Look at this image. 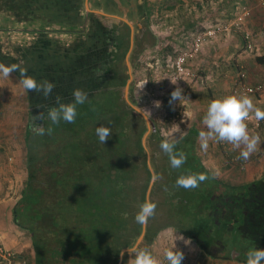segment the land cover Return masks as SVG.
I'll use <instances>...</instances> for the list:
<instances>
[{"label": "trees", "instance_id": "16d2710c", "mask_svg": "<svg viewBox=\"0 0 264 264\" xmlns=\"http://www.w3.org/2000/svg\"><path fill=\"white\" fill-rule=\"evenodd\" d=\"M10 1L18 2V8L25 3L24 0H6L5 3ZM229 2L233 9L230 17L233 18L238 3L236 0ZM144 5L149 27L152 9L148 0H144ZM186 23L187 29L195 25L194 22ZM142 49L134 53L131 61L134 67ZM0 57L19 64L17 59ZM258 60L264 63V56ZM120 63L115 65L120 76L118 80L104 85V92L88 93L87 101L77 105L74 123L61 120L54 125L47 120L44 123L37 121L45 128L44 135L34 131L33 116L56 106V98L45 100L43 95L27 91L33 106L25 130L27 178L19 192L14 217L16 224L31 235L36 264H118L120 251L132 246L141 234L142 225L136 223L134 217L137 205L146 198L151 180L147 153L142 144L147 124L142 116L133 113L123 97L129 75L125 72L127 67ZM134 92L133 82L129 96L137 104ZM72 101L73 97L62 99L64 103ZM168 106L167 120L173 114L172 107ZM155 123L157 128L151 131L147 140L151 162L158 175L150 195L157 208L148 220L140 246L151 249L164 226L160 217L173 209L174 213L180 214L174 227L201 241L202 247L217 259L231 258L235 250L241 253L239 259L246 262L250 248L264 249V177L251 183L233 184L214 176L198 153L199 131L190 129L173 139L166 137L160 124ZM101 124L110 127L112 132L105 144L99 142L95 133ZM49 127L52 128L50 134L47 132ZM164 139L175 142L176 151L186 154V163L180 169L171 168L169 157L161 150L160 143ZM183 170L205 173L209 178L195 189L177 187L176 179ZM94 175L99 176L94 183L97 179L101 182L109 178L106 193L110 194L104 197L101 188L93 189L90 179ZM129 191L135 195L130 197ZM70 201L76 202L77 206L74 213L76 226L71 222L73 230L58 224L56 216L59 215L54 208L58 202L67 205ZM132 201L134 204H130ZM72 204L69 203L67 211ZM125 212L127 219L121 215Z\"/></svg>", "mask_w": 264, "mask_h": 264}, {"label": "rangeland", "instance_id": "374dc122", "mask_svg": "<svg viewBox=\"0 0 264 264\" xmlns=\"http://www.w3.org/2000/svg\"><path fill=\"white\" fill-rule=\"evenodd\" d=\"M0 1V5L3 6L0 10H8L6 9L7 4L16 8L13 1L6 3V0ZM48 3L49 1L46 2L47 5ZM148 3L152 9L151 23L148 27L150 34L144 49L138 56L136 67L131 63L132 83H135L134 97L138 102L136 105L160 124L162 133L168 138L180 137L190 129L199 132L201 130L207 131L206 126L202 123V118L209 103L214 98L231 95L234 88L232 85L234 76H231L233 74L231 59L234 57L235 50L231 48L230 40L236 36L243 37L244 31H251L257 27L262 19L251 18V16L254 15L255 9L260 14H264V9H259L260 6L251 3L253 13L251 9H248L250 10L248 16L251 21L247 22L245 18L236 27L232 23L233 21L237 22V16L243 14L244 9L243 7L242 10L235 8L236 16L233 17L234 19L231 18L232 3L229 0H148ZM19 9L22 10V8ZM186 21L194 22V27L187 29ZM15 25L16 28L12 27L9 20L0 17V55L17 59L19 62L25 59L27 63L29 60L35 63L38 60L35 50L39 46L36 34L26 30V24L20 23V21ZM225 25L228 26V30L224 29ZM261 30H263V34L253 33L255 38L256 36L262 38L264 28ZM199 34L204 35L205 39L201 50L186 64L190 73H180L176 70L175 61L182 53H191L194 41ZM58 37L60 38L61 34L52 31L48 33L47 39H51L52 43L58 41L59 44L61 43L60 40H56ZM73 37L76 40L77 35ZM63 39L61 38V40ZM0 62L6 66L14 64L12 61L2 60L1 57ZM19 81L20 77L15 72L9 77H4L0 73V121L1 119L4 120L0 122V169L4 171L9 169L7 173L0 176V179L3 180L2 183L9 184V181L5 180L4 177H10L12 170L15 172L13 182L15 183L14 192L16 196H19L27 178L25 130L31 110L28 92ZM171 81H177V84L174 85ZM177 85L183 89L184 98L181 101L170 103L171 93ZM168 105L173 109V114L169 116V120L166 118ZM13 120L15 121L14 124L11 122ZM5 123L9 125L4 126ZM76 143L78 142L76 141ZM219 144L220 142L215 139L209 140V152L206 153L208 159L206 162L216 172H218V160L221 158L222 151V149L220 151ZM68 147L72 149L71 144ZM9 157L12 159L10 160ZM252 159H248V162ZM220 170L222 172L225 169ZM183 172L189 173L185 170ZM98 177L94 175L90 181H92L93 189L101 188L105 192V197L110 194L106 193L108 189L106 182L109 178L101 182L97 179L94 183V179ZM127 194H130V197L135 195L130 191ZM70 202H73L72 208L70 206L67 211ZM70 202L67 205L58 202L54 208H57L58 211L59 216H56L58 224L73 230L71 222H74V226H76L77 218L74 221V213L77 206L76 202ZM132 203L134 204L133 201L130 204ZM172 210L168 209L167 213L160 217L161 224H164L166 228L160 231L151 247L152 255L159 261V264H168L164 252L165 249L173 248L174 244L175 248L184 254L181 264H223L224 261H218L217 258L211 256L209 250L204 256L201 245L196 240L185 238L176 230L173 224L179 220L180 214L174 213ZM215 231L216 229L213 230V233ZM178 237H183V239H177ZM0 260L3 261L1 257ZM1 263L5 264L4 262ZM25 264L30 263L27 260Z\"/></svg>", "mask_w": 264, "mask_h": 264}, {"label": "crops", "instance_id": "0c3cea01", "mask_svg": "<svg viewBox=\"0 0 264 264\" xmlns=\"http://www.w3.org/2000/svg\"><path fill=\"white\" fill-rule=\"evenodd\" d=\"M32 1L33 0H29L30 3L27 4L24 0L25 3H22V5L19 6V8H22V10L18 8V2H15L16 8H12L9 6V4H7L6 9L8 10H0V17L9 20L10 25L15 28V24H17L19 21L20 23L26 24V30L36 34V38L38 39L37 43L39 46L48 47L52 46L55 43L56 45L54 44V46L60 48V50L62 51H66V54L68 55L67 52L71 51V48L74 44V37L72 38V36L75 35L77 26L79 25L78 15L80 14L79 10H81V0H35V2ZM47 1H49L48 5L46 4ZM86 1L87 2L85 6L88 12L90 11V7L88 0ZM238 1L240 0H236V3H238ZM251 3L253 4L255 3V1L247 3L246 6H248L249 9H251L252 11ZM245 4L246 2L243 3L240 1V5L237 4L236 9H241ZM1 7L3 6L0 5V8ZM259 9L264 8L261 7ZM261 15L263 17H260ZM252 17L262 19V22L258 23L257 25L258 28L254 27L251 31L246 30L252 33V39L254 40V42L257 43V48L251 50L247 48L246 40L244 37L246 31H244V33L242 34L243 37L236 36L234 37L235 39L233 38L232 40H230V44L232 46L231 48L235 50V53L233 55L234 57L233 59H231L233 72L231 76H234V81L232 84L234 85L233 87H235L239 83L240 74L242 71L246 72V81L252 85L260 81H264V63H260L258 60V57L264 56V35L261 39L257 36L256 38L254 37L255 33L257 34L259 32L263 34V30H261V28H264V14H260V12L255 9L254 15H252L251 18ZM246 20L247 22L251 21L250 17L246 18ZM232 24L236 26L235 21H233ZM224 27L225 30H228L227 25H225ZM52 31L61 34V37H58V39H56L60 40L61 43L58 44V41H54L52 43L51 39H47L48 33ZM61 38L64 39L61 40ZM68 61L71 62L72 60L70 59ZM34 65H37V63H34ZM248 96L253 99V103L257 107L264 110V91ZM5 118L6 117H4V119ZM3 121L4 120L1 119L0 122ZM11 122H13L14 124L15 121L13 120ZM246 123L248 124V130L250 134H258L261 140V146H258V150L250 156L249 159L253 158L250 162H248V160L244 161L238 158L241 149H235L230 143L221 141L219 144L220 151L222 149L221 158L220 160H218V172H216L215 170H212L213 168L209 166V163L206 162L208 161V159L206 158V153L209 152V149L207 148L206 151L202 150L201 140L199 136L197 140L198 153L205 166L212 170L214 173H218V177L225 179L226 181H229L233 184L251 183L264 177V120H256L254 115H251L250 120L246 121ZM13 124L10 123L11 126H13ZM8 125L7 123L4 124V126ZM9 159L11 160L12 157H9ZM223 168L225 170L221 172L220 169ZM8 170L9 169H6V171H4L3 169H0V176L3 173H7ZM14 175L15 172L12 170V172L10 173V177L3 176L5 180L9 181V184L2 183L3 180L0 179V247L4 251L12 253L14 260L20 262L21 264H25L27 260L30 264H36L35 252L31 235L26 229L19 227L15 222L14 210L19 196H16L14 192ZM165 228L166 227L163 226L160 231ZM176 230L180 234H182V232H180L178 228H176ZM182 235L185 238H191L198 242L196 238H192L184 234ZM198 243L199 245H201L202 252L207 255L208 250H205L200 242ZM234 251L235 250H233L232 253ZM237 252L238 253H234L233 256L231 254V258L218 259V261H224L223 264H246L245 261L239 259L241 253L239 251ZM235 255L238 256L236 257ZM25 259L27 260L24 262ZM1 262H4L6 264L4 260H0V264H2Z\"/></svg>", "mask_w": 264, "mask_h": 264}, {"label": "clouds", "instance_id": "9594fccd", "mask_svg": "<svg viewBox=\"0 0 264 264\" xmlns=\"http://www.w3.org/2000/svg\"><path fill=\"white\" fill-rule=\"evenodd\" d=\"M19 73L20 84L23 88L30 92H40L45 98L51 95L55 85L48 80L37 82V80L27 74V69L19 64L6 66L0 62V73L4 77H9L12 73ZM174 85L177 81H171ZM183 89L178 85L171 93L170 103L173 101H181L184 98ZM73 101L64 103L61 97H56V106L50 107L46 112L40 111L36 116H33L34 131L39 135L45 134L43 124L37 121L45 120L51 124H59L61 120L67 123H74L77 117V105H82L87 101V93L80 88H75L72 93ZM254 115L256 120H264V110L257 107L253 103V99L248 95H226L223 97L214 98L207 107V111L202 118V123L206 126L207 131L201 130L199 137L201 140V148L206 151L208 141L215 139L218 142H227L233 145L235 149H241L239 159L247 161L250 156L261 146V140L258 134H250L248 124L250 116ZM47 132L50 134L52 128L49 127ZM95 133L99 142L105 144L106 140L111 135V129L108 126L101 124L96 127ZM161 150L169 157L170 166L173 169H180L187 160L186 154L182 151H176L175 142H169L164 139L160 143ZM147 152V149H145ZM150 164V162H149ZM218 175V173H215ZM209 177L205 173H182L176 179V186L184 189H195L199 187L201 182H204ZM153 183L158 176L153 170ZM135 213V222L146 226L148 220L155 215L157 205L150 198H145L143 202L137 205ZM124 219L128 218V214H121ZM177 239H183L178 237ZM129 259L126 264H159V261L154 258L151 251L147 247L140 246V240H137L132 246L127 248ZM120 256L123 258L124 252L120 251ZM164 256L168 264H181L184 259V254L175 248L165 249ZM246 264H264V249L257 247L250 248L246 253Z\"/></svg>", "mask_w": 264, "mask_h": 264}, {"label": "flooded vegetation", "instance_id": "af4514ba", "mask_svg": "<svg viewBox=\"0 0 264 264\" xmlns=\"http://www.w3.org/2000/svg\"><path fill=\"white\" fill-rule=\"evenodd\" d=\"M86 2L81 0L79 25L75 32L77 37L68 55L56 46H38L35 50L37 65L30 60L27 63L25 59L19 62L37 82L48 80L55 85L51 95L44 97L45 100L57 96L61 99L73 97L75 88L87 94L98 90L104 92V85H109L110 81L115 83L120 77L115 65L121 61L120 64L127 67L124 64L127 54L130 52L131 62L134 53L145 46L150 32L144 0H88V12ZM128 259L129 254L126 252L122 264Z\"/></svg>", "mask_w": 264, "mask_h": 264}, {"label": "built area", "instance_id": "2783aa9c", "mask_svg": "<svg viewBox=\"0 0 264 264\" xmlns=\"http://www.w3.org/2000/svg\"><path fill=\"white\" fill-rule=\"evenodd\" d=\"M251 1H255V3L258 6L264 8V0H246V4L243 5L244 13L241 15H238L237 22L235 21V24H237L236 25L237 27L239 26L238 24L239 22L249 17L248 15H250V10H248L249 7L246 5L247 3ZM209 34H212V32H209ZM244 37H245L246 45L248 49L251 50V49L257 48L258 45L252 39V33L250 31H246L244 34ZM204 39H205L204 35L199 34L194 41V45H193L194 47H192L191 53L189 54L187 52H184L177 57L175 61V66H176L177 71H179L180 73L182 72H187L188 74L190 73L188 71L189 68H187L186 64L188 63V60L193 59L195 54H197V52L201 50ZM246 77H247L246 72L244 71L241 72L239 83L232 89L231 95L233 94L237 96L242 95V94L251 95V94L261 93L264 91V81H260L252 85L246 81ZM0 257L6 262V264H21L20 262L14 260L12 253L2 250L1 247H0Z\"/></svg>", "mask_w": 264, "mask_h": 264}, {"label": "water", "instance_id": "95a60500", "mask_svg": "<svg viewBox=\"0 0 264 264\" xmlns=\"http://www.w3.org/2000/svg\"><path fill=\"white\" fill-rule=\"evenodd\" d=\"M117 1L119 2V0H117ZM113 18L114 19H117V17H115V16H113ZM129 56H130V52L127 54V57H126V59L124 61V64L127 65L126 73L129 75V79L127 80V82H126V84L124 86V94H123V97H124L126 103L133 109V113L135 115L142 116L145 119L146 124H147V131L145 132V134L143 136L142 144H143L144 150L147 149V152L146 151L145 152L147 153V162H148L149 169L151 171V180H150V183H149V186H148V189H147V193H146V197L147 198H150L153 185L157 181V179L153 183V179L152 178H153V170H154V167H153L152 162H151V152H150V149H149V141L147 139H148V136L151 133V131L156 130L157 127H156V123H155L154 119L149 114H147L142 108H140L138 105H136L131 100V98L129 96L131 84H132V81H133V70H132L131 62L129 61ZM149 162H150V164H149ZM146 229H147V225L146 226H142L141 234L139 235V237L137 239V240H140V243L143 241V239L145 237ZM127 248H124L122 250L124 252V255L127 252ZM234 253H238V252L237 251H234L232 253V256H233ZM123 260H124V256H123V258H121V256L119 255V262H118V264H122L123 263Z\"/></svg>", "mask_w": 264, "mask_h": 264}]
</instances>
